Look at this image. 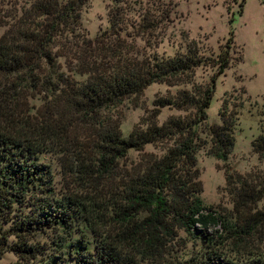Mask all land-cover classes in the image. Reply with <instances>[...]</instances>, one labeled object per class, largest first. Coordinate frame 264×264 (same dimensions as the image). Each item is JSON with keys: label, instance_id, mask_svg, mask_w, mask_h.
<instances>
[{"label": "trees", "instance_id": "trees-1", "mask_svg": "<svg viewBox=\"0 0 264 264\" xmlns=\"http://www.w3.org/2000/svg\"><path fill=\"white\" fill-rule=\"evenodd\" d=\"M86 2L0 0V252L10 251L12 264H232L210 246L220 239L248 264H264L254 245L264 237V212L255 207L264 199V167L244 173L224 169L232 197L229 216L198 196L195 152L207 139V154L225 161L233 144L236 111L224 113L223 99L220 122L205 120L215 78L241 59L239 52L230 56L232 31L208 61V81L194 83L193 69L203 57L193 39L171 56L143 48L159 42L175 1L111 0L107 26L92 37L80 22ZM151 82L191 86L155 97L122 136L109 111ZM21 92L39 95L32 113L16 110ZM163 106L183 114L157 123ZM145 144L159 145L160 152L143 150ZM250 146L264 159L263 133ZM129 149L138 153L126 168L120 162ZM44 152L72 161L65 168L71 182L51 183L49 165L36 160ZM102 177L110 193L112 233L100 229L78 194ZM177 227L204 238L209 250L183 260L164 257Z\"/></svg>", "mask_w": 264, "mask_h": 264}, {"label": "rangeland", "instance_id": "rangeland-1", "mask_svg": "<svg viewBox=\"0 0 264 264\" xmlns=\"http://www.w3.org/2000/svg\"><path fill=\"white\" fill-rule=\"evenodd\" d=\"M111 0H87L80 9V22L88 37L94 36L99 30L107 26L106 5ZM137 1V0H127ZM162 1V0H160ZM176 4L170 14V21L160 35L156 44L144 46L146 53H155L161 56H171L177 51H183L185 43L193 39L197 53L203 57V62L193 69L192 81L204 84L208 81L212 68L208 65L209 59L216 56L219 47L223 44L229 30L232 31L233 49L231 57L238 52L241 59L232 62L214 81V88L205 109L207 123H219L218 109L224 100V113L235 110L234 124L232 125L233 144L225 161L207 154L208 141L206 135L199 130L205 144L194 154L197 179L201 190L198 193L203 205H210L220 214H232V197L228 194L224 182V169L235 170L239 173L251 169H262L264 159L257 158L252 152L250 142L258 134H264V0H243L241 11L238 13L240 0H172ZM136 9V6H135ZM130 15V13L128 14ZM228 21V18L231 17ZM2 27L0 26V32ZM138 44L143 46L141 41ZM76 79L83 78L76 74ZM190 83L184 85H167L162 82L149 83L140 94L133 98L124 99L109 114L119 122V131L126 136L131 127L139 121L141 115L152 105L157 96L172 94L180 87L190 88ZM19 112H30L40 104L39 95L31 97L20 93ZM169 114H183V111L172 107H160L156 117L157 123L163 121ZM159 145L145 144L143 150L160 152ZM137 151H126V159L120 162L126 166L128 160H135ZM38 161L49 165L51 183L62 186L65 180L72 181L73 175L65 173V168L72 167V161L57 156L53 152H44L37 157ZM65 173V174H64ZM95 187L84 188L78 192L84 200L88 214L102 230L110 233L114 231L111 223V214L108 209L110 193L105 188L107 180L102 177ZM256 209L264 212V199L259 200ZM264 227V225H263ZM212 226L206 229V234L212 233ZM42 239L41 236H39ZM11 237H8L9 241ZM210 246L217 253L232 264H248V258L241 254L228 241L212 239ZM256 252L264 259V237L254 241ZM164 257L170 260H183L209 250L204 238L195 237L182 227H177L174 235L164 246ZM15 256L10 251L0 252V264H12Z\"/></svg>", "mask_w": 264, "mask_h": 264}]
</instances>
